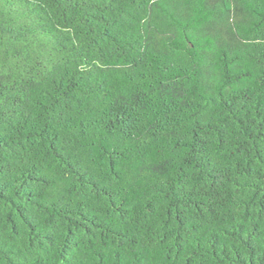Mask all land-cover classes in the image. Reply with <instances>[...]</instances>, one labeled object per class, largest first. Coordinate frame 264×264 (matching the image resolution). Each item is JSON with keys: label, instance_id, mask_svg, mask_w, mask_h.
<instances>
[{"label": "trees", "instance_id": "obj_1", "mask_svg": "<svg viewBox=\"0 0 264 264\" xmlns=\"http://www.w3.org/2000/svg\"><path fill=\"white\" fill-rule=\"evenodd\" d=\"M0 264H264V0H0Z\"/></svg>", "mask_w": 264, "mask_h": 264}]
</instances>
